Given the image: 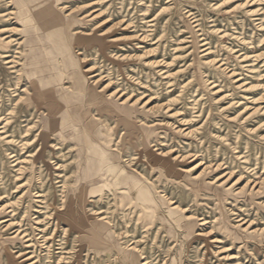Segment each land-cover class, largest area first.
<instances>
[{
    "label": "rangeland",
    "instance_id": "obj_1",
    "mask_svg": "<svg viewBox=\"0 0 264 264\" xmlns=\"http://www.w3.org/2000/svg\"><path fill=\"white\" fill-rule=\"evenodd\" d=\"M0 264H264V0H0Z\"/></svg>",
    "mask_w": 264,
    "mask_h": 264
}]
</instances>
